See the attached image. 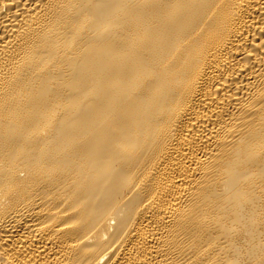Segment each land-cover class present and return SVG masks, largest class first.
<instances>
[{"label": "bare ground", "instance_id": "obj_1", "mask_svg": "<svg viewBox=\"0 0 264 264\" xmlns=\"http://www.w3.org/2000/svg\"><path fill=\"white\" fill-rule=\"evenodd\" d=\"M0 264H264V0H0Z\"/></svg>", "mask_w": 264, "mask_h": 264}]
</instances>
